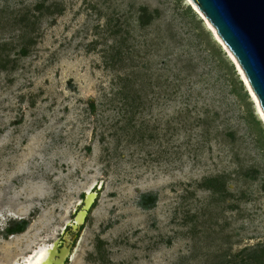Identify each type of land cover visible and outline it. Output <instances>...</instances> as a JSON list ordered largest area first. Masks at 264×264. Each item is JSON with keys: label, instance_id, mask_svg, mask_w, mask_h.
Instances as JSON below:
<instances>
[{"label": "rangeland", "instance_id": "374dc122", "mask_svg": "<svg viewBox=\"0 0 264 264\" xmlns=\"http://www.w3.org/2000/svg\"><path fill=\"white\" fill-rule=\"evenodd\" d=\"M39 1L0 0V207L30 220L0 233V261L56 231L65 264H264V123L201 15L188 0Z\"/></svg>", "mask_w": 264, "mask_h": 264}, {"label": "water", "instance_id": "95a60500", "mask_svg": "<svg viewBox=\"0 0 264 264\" xmlns=\"http://www.w3.org/2000/svg\"><path fill=\"white\" fill-rule=\"evenodd\" d=\"M192 1L239 62L264 111V0ZM97 195L96 191L85 193L81 208L68 226L80 230ZM82 212L85 215L80 221Z\"/></svg>", "mask_w": 264, "mask_h": 264}, {"label": "bare ground", "instance_id": "6f19581e", "mask_svg": "<svg viewBox=\"0 0 264 264\" xmlns=\"http://www.w3.org/2000/svg\"><path fill=\"white\" fill-rule=\"evenodd\" d=\"M188 1L196 11L194 9L193 10L196 13L201 15L202 19L205 21L206 26L212 32L215 40L221 43L222 48L226 50V52L228 53V56L230 57V59H232L233 64L236 68V71L243 78V79L242 78L241 79H242L244 85L246 86L247 91L250 93V96L252 97V100L255 103L256 109H257V111H258L259 115L261 116L263 123H264V111L261 107V104L259 102L258 97L256 96L255 92L253 91V89H252V87H251V85H250V83H249V81L245 75V72L243 71L239 62L237 61V59L235 58L233 53L229 50L227 45L220 38L216 29L209 22V20L205 17L203 12L196 6V4L192 0H188ZM91 191H92V187L88 188L87 192L90 193ZM92 198H93V196H90L88 200L91 201ZM16 215H17V213H15V211H13L11 209L10 204H5L3 207H0V220L5 221L9 216L13 217ZM84 215H85V213H83V212L80 214V216H79L80 221L83 220ZM54 234H55L54 236L53 235L48 236L44 240L46 241V239H48L50 242H54V239L56 240V236L58 233L56 231H54ZM16 236H17V234L10 236L9 241L14 240L16 238ZM11 246H12V244L7 243V245L3 248L4 249L3 250V256L1 258L0 264H20L21 259L24 260L23 264H63V262L65 261L66 257L69 254V248H67V246H65L62 250H59L56 242L54 244L50 243L48 245L45 244L44 246L41 245L40 247L36 246L33 249H32V246H34V244H32L31 250H30L28 255H23V254L19 253V254L13 256L12 253L10 252Z\"/></svg>", "mask_w": 264, "mask_h": 264}, {"label": "trees", "instance_id": "16d2710c", "mask_svg": "<svg viewBox=\"0 0 264 264\" xmlns=\"http://www.w3.org/2000/svg\"><path fill=\"white\" fill-rule=\"evenodd\" d=\"M47 1V0H40L37 4V9L40 10L44 7V2ZM139 19H140V23L142 24V26H146V25H149L151 24V22L155 19V15L153 13H149L148 12V9L146 7H143L142 8V13L140 14L139 16ZM26 50H24V54H26ZM92 108L95 109V105L94 103L91 104ZM209 183L210 185L209 186H213V183L212 181L210 182H207ZM212 183V184H211ZM157 200V196L153 193H148V194H143L141 196V201H140V205L144 208H150L152 206L155 205V202ZM29 221H23V222H20V224H18V226L14 229V231L16 232H20V231H23L26 229L27 227V224H28ZM262 251L264 252V248L262 249Z\"/></svg>", "mask_w": 264, "mask_h": 264}, {"label": "flooded vegetation", "instance_id": "af4514ba", "mask_svg": "<svg viewBox=\"0 0 264 264\" xmlns=\"http://www.w3.org/2000/svg\"><path fill=\"white\" fill-rule=\"evenodd\" d=\"M16 218H20V217L13 216L12 219H8L7 223L5 224V227L4 228L3 227H0V233L1 234L5 233L6 236H9V238L12 235L24 233L27 230V228H28V226L30 224V220L20 219L18 221ZM23 221H29L28 224H27L26 229L23 230V231H20V232L14 231V229L18 226V224H20V222H23ZM56 237H57L56 240L54 239V242H51V243L54 244L56 242L57 245H58V249L59 250H62L65 246H67V248H69L68 247V244L65 245V246L62 245V242L65 241L64 240V236H63L62 233L58 232V234H57ZM70 252H71V249L69 248V253ZM68 256H69V254H68ZM68 256L66 257L65 261L68 259ZM65 261L63 262V264H65Z\"/></svg>", "mask_w": 264, "mask_h": 264}]
</instances>
